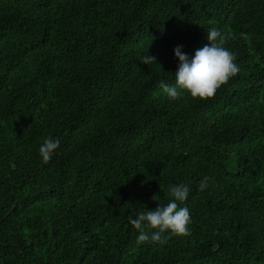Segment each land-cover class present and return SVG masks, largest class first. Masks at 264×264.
<instances>
[{
  "label": "trees",
  "instance_id": "1",
  "mask_svg": "<svg viewBox=\"0 0 264 264\" xmlns=\"http://www.w3.org/2000/svg\"><path fill=\"white\" fill-rule=\"evenodd\" d=\"M213 27L240 71L169 100ZM181 182L189 234L138 243ZM0 264H264V0H0Z\"/></svg>",
  "mask_w": 264,
  "mask_h": 264
},
{
  "label": "clouds",
  "instance_id": "2",
  "mask_svg": "<svg viewBox=\"0 0 264 264\" xmlns=\"http://www.w3.org/2000/svg\"><path fill=\"white\" fill-rule=\"evenodd\" d=\"M206 39L209 43L195 50L193 55L183 51L182 45L174 48V56L178 61L174 74V83L164 80L159 87L166 93L169 100H178L184 93L192 98L207 99L239 71L235 56L223 47L222 34L216 28L206 29ZM143 64L150 65L156 60L150 54L141 58ZM60 145L58 137H47L39 146L38 152L43 163L50 161ZM210 177H203L198 187L204 190ZM190 194V187L178 183L168 187L171 199L166 204L158 203L154 209L145 208L128 216L131 226L137 230V242L162 243L171 236H186L189 234L191 216L189 209L182 206ZM159 200L158 196L153 197Z\"/></svg>",
  "mask_w": 264,
  "mask_h": 264
}]
</instances>
